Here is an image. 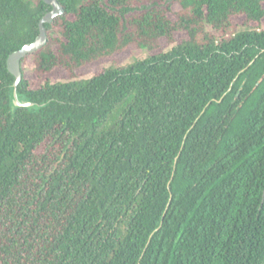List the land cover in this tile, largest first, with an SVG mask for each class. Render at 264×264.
<instances>
[{"label": "trees", "instance_id": "1", "mask_svg": "<svg viewBox=\"0 0 264 264\" xmlns=\"http://www.w3.org/2000/svg\"><path fill=\"white\" fill-rule=\"evenodd\" d=\"M57 1L12 111L51 6L0 0V264H263L264 0Z\"/></svg>", "mask_w": 264, "mask_h": 264}, {"label": "water", "instance_id": "2", "mask_svg": "<svg viewBox=\"0 0 264 264\" xmlns=\"http://www.w3.org/2000/svg\"><path fill=\"white\" fill-rule=\"evenodd\" d=\"M44 3L51 6V9L46 12L39 20L38 22V34L35 37V39L32 42L26 43L23 46H21L19 49L14 50L11 52L6 59V66L7 70L10 74L14 76V81L11 84L10 88V108L12 111L19 107H25V108H32L36 104L31 101L28 97L20 94V92L17 89V86L22 79V68H21V61L24 57H26L29 54L34 53L35 51L39 50L42 46H44L47 42L48 34L47 29L45 27V23H51L52 20L58 16L62 15L64 13L63 7L59 4L57 0H43ZM252 60L250 64L253 62ZM227 92H224V94L221 96L220 99L216 100H210L207 102V104L202 108L200 114L197 116L196 120L199 119V117L202 115V113L205 111L206 107L212 102L217 101L220 102L222 97ZM193 126V125H192ZM192 126L190 128H192ZM180 154V151L174 158V167L177 161V158ZM264 194V192H263ZM161 226V223L159 224L158 228ZM158 228H156L154 231H156ZM264 264V263H263Z\"/></svg>", "mask_w": 264, "mask_h": 264}, {"label": "rangeland", "instance_id": "3", "mask_svg": "<svg viewBox=\"0 0 264 264\" xmlns=\"http://www.w3.org/2000/svg\"><path fill=\"white\" fill-rule=\"evenodd\" d=\"M182 38H185V34L179 33L176 36V41H179ZM168 47L169 45L166 43L164 39H162L160 42V49L165 50ZM149 54L150 52L147 51L146 49H139L134 47L128 48L126 51L122 53L113 54L108 58H103L97 62L86 65L82 69H79L77 71L78 77H89L92 74L101 71V69L113 63L123 64L125 62L132 60L134 57H145L148 56ZM29 55L26 56L25 62L21 64V68L24 72V77L29 81V84L32 88L38 87L45 78H49L51 81H58L67 78L66 72L60 68H56L53 71H51L49 74H44L41 77L37 76L34 73V68H33L34 65L31 58L28 57Z\"/></svg>", "mask_w": 264, "mask_h": 264}]
</instances>
